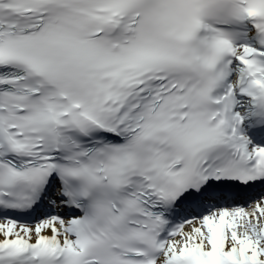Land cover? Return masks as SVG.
Listing matches in <instances>:
<instances>
[{
    "label": "snow or ice",
    "instance_id": "snow-or-ice-1",
    "mask_svg": "<svg viewBox=\"0 0 264 264\" xmlns=\"http://www.w3.org/2000/svg\"><path fill=\"white\" fill-rule=\"evenodd\" d=\"M0 264H264V0H0Z\"/></svg>",
    "mask_w": 264,
    "mask_h": 264
}]
</instances>
